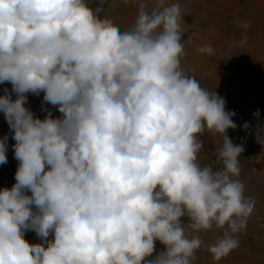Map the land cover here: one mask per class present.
Listing matches in <instances>:
<instances>
[{
    "label": "clouds",
    "instance_id": "9594fccd",
    "mask_svg": "<svg viewBox=\"0 0 264 264\" xmlns=\"http://www.w3.org/2000/svg\"><path fill=\"white\" fill-rule=\"evenodd\" d=\"M104 3L0 0V84L12 86L0 112L19 162L0 190V264H195L198 233L213 228L219 261L254 208L238 179L244 146L227 135L235 112L183 69L179 3L140 0L126 31L101 17ZM41 93L43 119L26 107ZM205 131L222 137L218 170L198 163ZM255 134L264 144V127ZM155 241L165 250L153 257Z\"/></svg>",
    "mask_w": 264,
    "mask_h": 264
},
{
    "label": "rangeland",
    "instance_id": "374dc122",
    "mask_svg": "<svg viewBox=\"0 0 264 264\" xmlns=\"http://www.w3.org/2000/svg\"><path fill=\"white\" fill-rule=\"evenodd\" d=\"M140 0H105V12L101 14L112 19L121 31L133 27L138 14ZM148 10L155 0H145ZM95 8L99 0H88ZM179 3L183 12L182 41L185 54L182 67L195 77L208 91H215L226 102V111L251 110L264 103V0H166V4ZM238 21L248 22V28H242ZM243 40L244 43L239 45ZM215 49V55L198 51L203 46ZM229 56L231 58L227 59ZM11 92V84H0V96L4 89ZM16 96L12 93V99ZM43 93L40 96L28 95L29 107L37 117L43 119ZM54 117L61 114L56 107L48 104ZM234 122V116H233ZM233 129L227 131L231 139ZM7 135L8 163L0 165V190L11 188L15 183L18 161L14 159L12 132L0 112V137ZM203 149L198 154V163L203 166H215L217 149L222 145L219 134L205 131L200 136ZM240 159V176L244 185V195L254 201L246 229L236 234L239 246L219 261L208 251V245L223 235V229L201 231L198 233L204 242L197 251L195 264H264V158L254 153L243 155ZM29 194V193H28ZM197 233H194V235ZM165 250V245L155 241L153 257Z\"/></svg>",
    "mask_w": 264,
    "mask_h": 264
},
{
    "label": "built area",
    "instance_id": "2783aa9c",
    "mask_svg": "<svg viewBox=\"0 0 264 264\" xmlns=\"http://www.w3.org/2000/svg\"><path fill=\"white\" fill-rule=\"evenodd\" d=\"M259 110V117H256L254 113ZM248 122L250 128L245 130L243 124ZM234 123L237 128L233 130L231 140L234 144H243L244 151L240 157L246 154H252L264 158V144L257 142L255 130L257 125L264 127V103L255 109L251 110H237L234 116ZM239 157V158H240ZM221 164L213 166L214 170L220 169ZM30 195V193H29ZM51 238V237H50ZM24 239L29 244L40 243L39 237L33 231L25 233Z\"/></svg>",
    "mask_w": 264,
    "mask_h": 264
}]
</instances>
